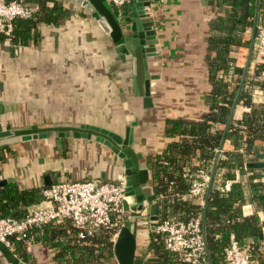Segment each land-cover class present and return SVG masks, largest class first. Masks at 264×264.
Segmentation results:
<instances>
[{"label":"crops","instance_id":"obj_1","mask_svg":"<svg viewBox=\"0 0 264 264\" xmlns=\"http://www.w3.org/2000/svg\"><path fill=\"white\" fill-rule=\"evenodd\" d=\"M56 1L68 9L57 23H39L36 37L25 44L0 40V129L88 123L123 134L130 124V146L141 154L138 183L150 180L148 160L170 139L163 133L164 119L197 120L207 109L204 94L210 84L205 55L212 51L206 48V37L215 0H149L143 6L156 33L157 53L146 57L148 73L156 75L149 79V106H143L142 96L134 92L130 56L119 57L109 33L90 10L77 0ZM261 12L264 2L257 6V14ZM250 31L251 26L245 27L242 39L249 40ZM247 53L248 44L235 46V63L243 66ZM259 76L264 81V71ZM250 94L253 103L264 102L263 86L253 84ZM242 111L244 106L236 102L231 117ZM0 147L4 155L0 178L11 177L5 183L14 181L20 188L48 185L45 175L49 183L90 177L112 180L122 175L120 159L92 134L47 131L44 137L25 139L6 135L0 137ZM231 148V141L224 138L221 149ZM236 176L244 195L239 211L253 213L258 203L250 195L246 173ZM144 197L135 193L126 208L125 224L135 234V255L145 251L151 231L148 212L143 215L137 209L138 202L145 203ZM245 239L264 244L255 236ZM147 257L154 255L145 252L142 264H153L155 259ZM20 262L58 264L54 248L43 241L27 243L25 260L12 245L0 242V264Z\"/></svg>","mask_w":264,"mask_h":264},{"label":"trees","instance_id":"obj_2","mask_svg":"<svg viewBox=\"0 0 264 264\" xmlns=\"http://www.w3.org/2000/svg\"><path fill=\"white\" fill-rule=\"evenodd\" d=\"M21 1L36 4V10L29 17L13 19L9 38L12 44H25L29 38L36 37L39 23L54 24L68 14V9L60 1ZM263 2L215 0L216 10L208 21L209 33L206 37V48L212 51L205 55L206 76L210 84L204 94L207 109L197 120L165 118L163 133L170 139L160 152L152 154L148 160L156 215L159 218L173 216L187 220L200 212L204 242L213 264H226L223 248L227 245L229 232H233L238 240L254 235L258 229L254 213L243 215L239 211L244 197L243 185L235 176L236 173L240 176L246 173L245 182L250 195L256 192L257 170L245 168L244 162L253 158L255 144L264 149V102L253 103L250 94L253 84L264 87V81L259 76L264 71V61L249 64L239 87L243 66L235 63L233 52L235 46L248 44V39H242V32L252 25L255 5L259 8ZM261 23H264V12L258 13L255 20L256 26ZM3 39L4 35L0 33V40ZM235 95L237 102L244 106V111L237 118L231 117L227 123L224 138L231 141L232 148L221 149L218 154L203 205L179 197L187 189L182 174L196 167L192 160L201 158L210 166ZM174 135L178 137L171 138ZM3 156L0 147V159ZM43 187L20 188L14 181L1 185L0 216L15 220L21 218L27 207L41 198ZM78 232V227L69 219L61 218L32 226L22 238H9L14 251L23 260L28 242L43 241L54 248L58 264H116L112 253L114 229L100 226L89 233L84 232L82 236ZM246 249L254 264H264V244L248 242ZM144 250L134 255L132 264L144 263L145 252L156 257L153 264L174 260V254L163 247L160 236L154 231H149Z\"/></svg>","mask_w":264,"mask_h":264},{"label":"built area","instance_id":"obj_3","mask_svg":"<svg viewBox=\"0 0 264 264\" xmlns=\"http://www.w3.org/2000/svg\"><path fill=\"white\" fill-rule=\"evenodd\" d=\"M109 1L118 9L127 0ZM35 10L36 4L0 0V33L4 39L9 41L13 19L29 17ZM250 56L252 62L264 61V23L255 25ZM193 163L196 167L182 174L187 189L177 195L203 205L212 162L208 166L201 158H196ZM126 191L122 175L116 180L90 177L51 182L41 189V198L27 207L21 218L15 220L0 216V242L11 246L10 236L22 238L32 226L61 218L69 219L78 227L80 236L102 226L114 229V239L118 228L125 224L127 209L123 208L122 202L125 201L128 207L130 201ZM148 223L151 224L150 230L160 236L163 247L174 254V260L163 264H210L205 254L200 212L187 220L156 216L155 219L148 218ZM227 236L228 242L223 248L226 264H254L246 247L239 244L234 233L229 232Z\"/></svg>","mask_w":264,"mask_h":264},{"label":"water","instance_id":"obj_4","mask_svg":"<svg viewBox=\"0 0 264 264\" xmlns=\"http://www.w3.org/2000/svg\"><path fill=\"white\" fill-rule=\"evenodd\" d=\"M90 10V14L95 17L103 29L107 31L115 43L113 49L118 53L121 59H124V55L130 56L132 64V80L134 92L142 96V105H151V99L149 96V79L155 77L154 74H149L147 71L146 57L153 56L157 53L154 44L156 43L155 29L152 27L153 20L149 18L148 12L143 6L149 4V0H127L118 9L115 8L109 0H77ZM205 1V0H201ZM207 3H211L212 0H206ZM257 14V5L254 8L253 22L251 25L248 53L246 61L243 65L242 73L240 76L239 87L242 84L243 77L249 62L253 36L255 32V20ZM237 102V95H235L226 123L223 127L219 143L215 149L214 156L212 158V165L210 169V176L206 186V193L209 190L212 176L215 170V164L218 154L221 151V146L225 136V130L227 123L229 122L234 105ZM134 122H131L133 124ZM47 131H56L58 135H68L71 131L73 136H86L92 134L94 139L105 144L114 153L116 157L120 159L122 176L125 184L127 185L128 199H132L135 193L138 192V159L141 154L134 151L130 146L132 142V127L131 125H125L123 134L108 130L103 127H99L88 123H79L78 125H47V126H35V127H21L15 129L4 128L0 129V137L6 135H18L21 138L30 137H44ZM255 153L253 158L247 159L244 162L245 168H254L257 170V182L256 192L252 195L256 202L259 203L257 208L253 210V213L257 217L258 229L255 236L257 240H264V150H259V145L253 146ZM238 175V173L236 174ZM236 178H238L236 176ZM11 177L0 178V186ZM48 175L44 177V184H49ZM145 203L142 201L137 203V209H141L147 204V212L149 219L156 218V204L153 200V195L147 194L144 197ZM123 208H127L125 201L122 202ZM151 226V224H150ZM202 236L204 239V227L202 216ZM135 234L127 224H122L116 231L115 237L112 242V253L116 260V264H132L135 251ZM205 254L210 264H213L206 245L204 243ZM147 259H156V257H147ZM20 264H26L20 262Z\"/></svg>","mask_w":264,"mask_h":264},{"label":"rangeland","instance_id":"obj_5","mask_svg":"<svg viewBox=\"0 0 264 264\" xmlns=\"http://www.w3.org/2000/svg\"><path fill=\"white\" fill-rule=\"evenodd\" d=\"M85 179V178H84ZM112 180H116V179H112ZM138 187H139V190H138V192H139V194L141 195H147V194H150L151 193V189H152V187H151V183H150V181L148 180V181H145V182H139L138 183ZM133 205H135V204H133ZM140 211H141V213L143 214V215H146V212H147V208H145V207H143V208H141L140 209ZM142 215H140V217H141ZM124 222H126V219L124 220ZM238 241H239V244L241 245V246H244V247H248V242H247V240L245 239V238H240V239H238ZM115 259V258H114ZM116 261V260H115Z\"/></svg>","mask_w":264,"mask_h":264},{"label":"flooded vegetation","instance_id":"obj_6","mask_svg":"<svg viewBox=\"0 0 264 264\" xmlns=\"http://www.w3.org/2000/svg\"><path fill=\"white\" fill-rule=\"evenodd\" d=\"M251 197H252V195H251ZM252 198H254V197H252ZM255 199V198H254ZM259 205V203L257 204V206Z\"/></svg>","mask_w":264,"mask_h":264}]
</instances>
